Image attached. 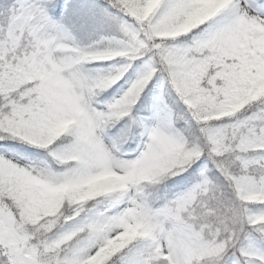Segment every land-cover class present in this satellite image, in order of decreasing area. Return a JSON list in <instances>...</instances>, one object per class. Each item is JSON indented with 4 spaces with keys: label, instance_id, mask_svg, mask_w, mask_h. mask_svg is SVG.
I'll use <instances>...</instances> for the list:
<instances>
[{
    "label": "snow or ice",
    "instance_id": "1",
    "mask_svg": "<svg viewBox=\"0 0 264 264\" xmlns=\"http://www.w3.org/2000/svg\"><path fill=\"white\" fill-rule=\"evenodd\" d=\"M0 264H264V0H0Z\"/></svg>",
    "mask_w": 264,
    "mask_h": 264
}]
</instances>
